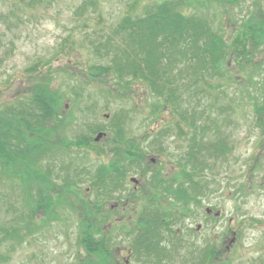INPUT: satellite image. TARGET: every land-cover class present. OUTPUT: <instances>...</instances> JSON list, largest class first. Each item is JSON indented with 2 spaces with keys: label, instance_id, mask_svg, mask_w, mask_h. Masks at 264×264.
Instances as JSON below:
<instances>
[{
  "label": "rangeland",
  "instance_id": "obj_1",
  "mask_svg": "<svg viewBox=\"0 0 264 264\" xmlns=\"http://www.w3.org/2000/svg\"><path fill=\"white\" fill-rule=\"evenodd\" d=\"M88 1H92L94 5H89L85 14H78V9ZM161 1L163 0H0V107L16 105L19 98L34 84L47 83L48 80L50 87L64 97L60 110L62 123L55 122V134L51 138L55 147L45 156L47 162L42 161L45 163L44 172L50 173L55 180L53 187L62 189L64 179L73 178L71 170L76 166L94 173L100 164H108L110 159H115V154L112 153L119 151L116 149L118 145H112L109 141L115 137L112 128L116 120L114 117L123 111L127 115L122 129L125 135L137 139L140 148H144L156 160L159 153L151 152V148L155 146V132L181 121L178 115L171 114L165 108L150 123L152 102L155 101L150 90L145 89L144 93L143 87H138L135 94L131 91L124 92L115 84L114 78L101 76L93 79L89 73V69L95 64L111 63L110 58H105L106 46L103 43L123 18L140 16L146 7ZM239 5L226 8L227 6L215 2L206 8L196 5L184 9L187 13L208 17L214 30L230 42L237 31L236 27L238 29L243 20L264 10V0H243ZM260 62L261 69L259 67L255 72L251 70L252 65ZM228 66L236 79L233 87L239 83L243 88L241 95L232 87L226 90L225 95L216 92L220 96V100L216 102L217 109L209 107L212 101L206 96L211 95L208 92L202 96L195 95L187 112H194L199 116L203 113L195 123L199 127L206 125L208 128L204 140L212 143L220 140L231 148L232 153H227L228 159L224 164L221 159L203 158L214 168L213 171H205L204 179H214L217 183L211 184L206 190L207 196L200 198L202 205L197 209L199 217L196 220H192L189 215H182L176 222L170 219V222H174L173 238L178 240V245H169L172 252L169 258L163 260V264H199V256H208L213 252L220 256V264H264L261 262L264 259V131L257 127L256 115L248 95L257 92L254 88L250 89L251 84L264 80V53L255 55L252 63L246 62L244 71L233 58ZM128 93L124 98L118 97ZM215 116L218 124L216 128L213 119ZM181 126L185 135H179V131L173 129L175 136H160L157 146L171 144L168 151L172 153L188 152V139L193 133H199L188 124L181 123ZM101 132H105L106 136L95 142ZM84 138L91 140L89 147L66 148L60 145L64 141ZM120 145L124 148V144ZM176 145L181 147L176 150ZM202 146L204 148V144ZM196 154L191 155L199 168ZM148 161L151 160L148 158ZM69 162L76 164L74 168L68 167ZM84 175L82 174V179H85ZM239 179L248 184L246 194L242 197L235 192ZM74 180L78 179L74 177ZM33 181L36 185L45 187L44 182L38 178ZM23 184L20 179L0 174V238L3 237L1 229L4 226L21 223L20 234L24 231L23 223L28 220L23 217V213H31L32 209L26 205V199H23ZM219 185L221 188L215 191ZM32 188L33 191L37 190L34 186ZM98 192L100 193L97 188H92L89 180L79 183L77 190H73L71 194L66 195L65 192L61 198L66 199L65 202L55 210L58 218L49 220L48 226H43L44 229L33 236H26L23 243L12 245L14 249H9L11 242L0 244V255H8V259L0 264H78L77 257L85 253L80 238L83 234L81 224L86 219L93 222L94 229H104L105 232L112 230L109 235L113 238L112 247L116 252L114 260L117 264H156L146 260V257L138 260L137 255H134L132 247H135L133 243L137 238L132 241V237H136L135 233L127 236L118 230L120 226L126 231L136 227V211L141 213L144 206H150L146 194L141 188L140 191H135V195L128 199L135 201L134 211L129 205L121 212L125 213L120 217L122 221L116 222V199L101 198ZM167 202L162 200L159 204L163 208H169ZM96 204L101 206L100 220L108 217L103 229L99 220L96 221L92 216L90 218L86 212L95 209ZM211 207L215 213L220 212L218 218L212 215L208 219L206 209ZM42 216L45 214L41 211L36 213L38 220ZM230 224L233 229L231 233ZM88 230L89 225L86 224L85 232ZM233 231L237 233L234 243ZM227 233L228 238H223ZM130 250L133 256L129 255Z\"/></svg>",
  "mask_w": 264,
  "mask_h": 264
},
{
  "label": "trees",
  "instance_id": "obj_2",
  "mask_svg": "<svg viewBox=\"0 0 264 264\" xmlns=\"http://www.w3.org/2000/svg\"><path fill=\"white\" fill-rule=\"evenodd\" d=\"M242 1L163 0L148 6L140 16L132 17L130 15L123 18L103 43L106 46L104 47L106 48L105 58H110L111 63L98 64L99 66L95 64L89 69L93 79L101 76L114 78L115 84L124 92L131 91L135 94L138 87H143L144 93L145 89L150 90L155 98V101L152 102L150 123L165 108L166 111L169 109L171 114L180 117L181 121L167 125L168 129H157V133L155 132L153 136L155 146L151 148V152H160L161 145L157 146L160 136H172L175 131H179V135H185L181 123L188 124L198 130V135L193 133L190 136V153H197L200 164L198 168L199 181L195 188V193L198 196L205 193L210 184L217 183L214 179H204L205 171L208 169L213 171L214 168L203 158L221 159L224 164L228 159L227 153H232V151L226 146V143L220 140L213 143L206 142L204 139L208 128L206 125L199 127L195 123L197 117L201 118L203 113L200 116L194 112L188 113L187 108L192 105V98L195 95L202 96L207 92L211 95L206 96L212 101L209 107H216V109V102L220 100V96L216 92L225 95L226 90L232 87L237 94L241 95L243 90L241 85L236 83L237 86L233 87L236 79L230 73L228 62L233 58L244 71L246 62L250 64L255 55L264 53V10H259L260 12L256 15L253 14L243 20L238 29L236 27L237 31L232 40L227 42L214 30L212 23L207 19L208 17L187 13L184 7L199 5L198 7L206 8L217 2L229 8L241 5ZM89 5L93 6L94 4L92 1H88L78 9V14H85ZM260 64L261 62L252 65L251 70L255 72L257 68L261 69ZM255 84H251L250 89L254 88L257 92L248 95L256 115L257 127L264 131V80H258ZM128 95L129 93L118 97L124 98ZM63 98L57 90L50 87V80H48L47 83L34 84L24 96L19 98L16 105L0 107V174L23 181V199H26V205L32 209L31 213H23V217L28 221L23 223L22 235L20 234L21 223L2 227L3 237L0 238V244L11 242L9 249H14L12 245L23 243L26 236H33L44 229L43 226H48L49 220L52 218H58L55 215V210L59 209V204H63L66 200L61 199L62 196L65 192L66 195H69L73 190H77L79 183L89 180L92 188H97L100 191V193L98 192L99 197L116 199L117 190L112 188V184L116 182L118 176L123 178L128 176L127 165L119 166L116 163L118 160L113 157L108 164H100L94 173L84 167L76 166L74 168L76 164L69 162L68 167L74 168L71 170L73 178L64 179L62 189L53 187L55 180L52 179L50 173H45L43 170L44 164L47 162V159L44 158L48 151L55 147L51 138L55 134V122L62 123L60 110ZM218 109L222 110L221 107ZM219 113L222 114L221 111ZM114 118L116 120L112 124V128L115 137L109 142L112 145H118L116 149L119 151L133 152V173H137L141 168L138 161L140 158L142 159L141 156H138L139 153L148 152L143 150L144 148H140V142L137 139L128 138L123 132L122 129L125 126L123 120L127 118L126 111ZM213 119L216 128L217 117L215 116ZM173 129L175 131H172ZM90 141V139L84 138V140L64 141L60 145L66 148L71 146L89 147L92 143ZM120 144H124V148H121ZM43 160L45 163H42ZM50 169L51 167H49V171ZM82 174H85L83 176L85 179H82ZM74 177L78 180H74ZM36 178L43 181L45 187L36 185L33 181ZM155 182L156 184L153 186L143 189L150 206H144L141 213H138L136 227L130 228L123 234L130 236L129 234L135 233L136 237L133 236L132 241L134 238L137 239L134 241L135 244L133 243L135 247H132V250L138 260L146 257V260L163 264V260L169 258L172 252L169 245L172 243H176L175 246L178 245V240L173 238L175 231L172 228V223L174 222H170V219H174L176 222L177 218L188 213L190 208L186 207L187 204L184 202L191 200V194L184 191L173 192L182 201L184 210H179L175 202L173 205L167 201L169 208H163L159 202L162 200L164 202L166 198L162 196L161 192L159 193L160 179L158 176L155 177ZM33 186L37 190L33 191ZM235 187L236 194L242 196L246 194L248 184L239 179ZM220 188L219 185L214 190L218 191ZM250 190L252 189L250 188ZM135 193V191H127L126 194H122L125 198L131 199ZM100 207L96 204L95 209L92 208V211L86 212L90 218L92 216L94 219L96 218V221L99 220L103 229L108 217L100 220ZM38 211L44 213L46 217L42 216L41 220H38L36 218ZM44 218L46 220H43ZM92 223L90 219H86L81 224L83 234L80 244L85 253L77 257L78 264H117L114 260L116 252L112 247L113 238L109 235L112 230L105 232L104 229H94ZM86 224L89 225V230L85 232ZM101 236L102 238H100ZM199 257V264H220V256L216 252ZM193 258L195 259V257ZM7 259L8 255H0V262H5ZM145 262L141 261V263ZM261 262L264 263V259ZM221 264H227V262Z\"/></svg>",
  "mask_w": 264,
  "mask_h": 264
},
{
  "label": "flooded vegetation",
  "instance_id": "obj_3",
  "mask_svg": "<svg viewBox=\"0 0 264 264\" xmlns=\"http://www.w3.org/2000/svg\"><path fill=\"white\" fill-rule=\"evenodd\" d=\"M175 136V135H174ZM173 136V137H174ZM166 138V137H163ZM189 143H190V139ZM132 141L130 142V144ZM172 147V145H165L164 143L161 144V150L158 155L157 160L153 161L147 153H139V157L141 156L142 159L138 161V165L141 166L140 169H138L137 173H133V152L127 153L125 151H118L112 154H115V158L118 160L116 163H118L119 166H125L127 165L128 170V176L126 177H120L118 176L116 178V182L114 183V188L117 190V199H116V211L115 216L116 222H121L120 219L121 216L125 215V213H121L123 209L128 207L129 205L132 206V210L134 211V202L130 201L121 192L124 191H137L141 187H151L155 182V177L158 176L160 179L159 188L162 192V196L166 198L165 202L170 200V202H175L177 207H179V210L182 208V201L177 198L173 192H188L191 194V200H188L184 202L185 204L189 205L190 207H194L193 214L190 215V218L192 220L197 219V207H198V195L195 193V188L198 185V167L195 164V158L190 153V147L188 152H184L181 154L180 152L172 153L171 151H168L169 148ZM181 146L176 145V150H178ZM123 148V147H122ZM171 149V148H170ZM113 157V156H112ZM169 157V161H167V158ZM148 158L151 161H148ZM132 186V188H130ZM207 196V195H206ZM204 198V196L202 197ZM203 200V199H202ZM202 203V201H201ZM208 209V208H207ZM207 217L208 219H211L212 215L215 216V218L219 217V212L215 213L214 209L211 207L208 209ZM131 210V211H132ZM135 213V212H134ZM139 211H136V215L138 216ZM215 213V214H214ZM117 215V216H116ZM196 215V216H195ZM132 216V215H130ZM189 217V216H188ZM120 220V221H119ZM120 224V223H118ZM120 229L121 233L125 232L126 229L123 230V226H120L118 230ZM232 226L230 224L229 226V232H232ZM230 232V233H231ZM233 241L236 240V235L233 231ZM223 238H228V233L223 236ZM129 255L133 256L132 250L129 251Z\"/></svg>",
  "mask_w": 264,
  "mask_h": 264
},
{
  "label": "water",
  "instance_id": "obj_4",
  "mask_svg": "<svg viewBox=\"0 0 264 264\" xmlns=\"http://www.w3.org/2000/svg\"><path fill=\"white\" fill-rule=\"evenodd\" d=\"M103 136H105L104 133H99L95 140H96V141H100V140L102 139Z\"/></svg>",
  "mask_w": 264,
  "mask_h": 264
}]
</instances>
